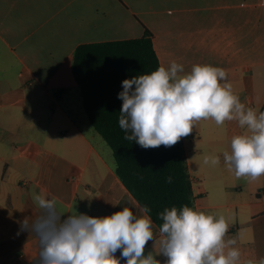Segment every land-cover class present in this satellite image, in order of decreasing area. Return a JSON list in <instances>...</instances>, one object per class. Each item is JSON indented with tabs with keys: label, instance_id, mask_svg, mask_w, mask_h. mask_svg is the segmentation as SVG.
Instances as JSON below:
<instances>
[{
	"label": "crops",
	"instance_id": "0c3cea01",
	"mask_svg": "<svg viewBox=\"0 0 264 264\" xmlns=\"http://www.w3.org/2000/svg\"><path fill=\"white\" fill-rule=\"evenodd\" d=\"M144 28L160 66L175 61L181 75L196 64L223 68L240 101L264 111V0H0V264L36 260L38 240L21 222L41 214L33 196L42 191L64 215L124 207L140 215L84 111L71 63L80 44L139 38ZM244 131L236 121L194 124L195 182L183 141L195 210L225 216L242 262L264 258V176L237 179L223 158ZM204 154L219 165H204ZM153 232L158 239L154 222ZM152 250L150 241L145 255Z\"/></svg>",
	"mask_w": 264,
	"mask_h": 264
},
{
	"label": "clouds",
	"instance_id": "9594fccd",
	"mask_svg": "<svg viewBox=\"0 0 264 264\" xmlns=\"http://www.w3.org/2000/svg\"><path fill=\"white\" fill-rule=\"evenodd\" d=\"M181 73L183 66L172 61L167 68L122 81L118 122L124 139L144 149L172 147L202 119H211L218 127L236 121L245 131L231 138L230 152L223 153L225 165L237 179L256 181L264 176V111L240 101L223 68L196 64ZM219 163V156L203 155L204 165ZM33 200L41 214L31 223L29 217L21 222V229L38 240L33 264H120L121 259L125 264H162L157 256L165 258L163 264H264V258L242 262L237 240L225 238L229 225L222 214L187 205L166 208L159 213L163 223L156 239L147 206L139 207V216L124 207L111 216L90 217L64 215L57 199L46 198L43 191ZM150 241L153 250L145 255ZM118 250L120 258L115 255Z\"/></svg>",
	"mask_w": 264,
	"mask_h": 264
},
{
	"label": "trees",
	"instance_id": "16d2710c",
	"mask_svg": "<svg viewBox=\"0 0 264 264\" xmlns=\"http://www.w3.org/2000/svg\"><path fill=\"white\" fill-rule=\"evenodd\" d=\"M153 34L144 28L139 38L84 43L73 52L71 71L79 87L84 111L112 150L115 174L159 228L164 209L183 206L195 210L191 176L187 169L182 137L172 147L144 149L124 139L119 127L122 81L157 70L159 60ZM172 177L168 183L167 177Z\"/></svg>",
	"mask_w": 264,
	"mask_h": 264
},
{
	"label": "rangeland",
	"instance_id": "374dc122",
	"mask_svg": "<svg viewBox=\"0 0 264 264\" xmlns=\"http://www.w3.org/2000/svg\"><path fill=\"white\" fill-rule=\"evenodd\" d=\"M192 140H189L188 138H186V148L191 152V155L189 156V160H190V164L191 166H193V173H192V178L194 179V182L196 181V176H195V164H196V156L194 155V150H195V138L196 137H192ZM192 168V167H191Z\"/></svg>",
	"mask_w": 264,
	"mask_h": 264
}]
</instances>
